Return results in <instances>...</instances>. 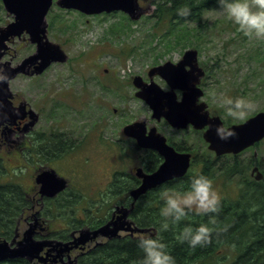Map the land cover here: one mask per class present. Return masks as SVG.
Masks as SVG:
<instances>
[{
	"label": "rangeland",
	"instance_id": "374dc122",
	"mask_svg": "<svg viewBox=\"0 0 264 264\" xmlns=\"http://www.w3.org/2000/svg\"><path fill=\"white\" fill-rule=\"evenodd\" d=\"M159 1L144 0L142 6L146 14L136 21L122 12L88 16L55 6L49 17L52 23L48 37L51 42L61 46L68 59L52 64L39 79L24 77L16 82V90L21 89L27 101L44 108L46 125L48 122H52L53 126L61 125L71 113L75 121L67 119L63 130L76 137L78 107L74 105L79 102H83L88 115L84 110L83 134L87 130L95 134L97 124H102L100 140L95 137L91 141L94 147L99 144L103 153L90 147L93 153L89 151L88 156L93 162L85 176L89 174L90 179L96 180L90 182L88 196L95 199L90 203L92 210L100 208L103 218L117 202V197L112 199L107 196L112 173L130 172L131 167L138 166L145 157L144 151L135 148L134 140L124 135L123 129L127 125L144 121L148 128L156 127L170 144L183 145L193 154L196 153L191 167L192 175L201 173V162L205 159L215 161L214 154L203 140V131L191 128L177 130L165 120L158 122L152 119L153 111L135 96L137 88L133 81L136 76L149 82L148 72L151 68L166 62L177 63L186 51L195 49L198 51L199 65L206 71L202 101L208 104L213 113L218 114L222 110L224 122L233 125L264 112V39L244 36L218 8L207 10L199 20L181 24L170 32V27L160 23L157 25L152 18L154 4ZM7 13L0 0V26L12 21L13 16ZM23 44L20 56L27 57L36 52V47L30 41ZM154 82L163 90H169L160 76H155ZM177 94L181 96L180 91ZM241 96L250 100L252 107L243 117H233L226 110L228 106L220 101L224 97L235 99ZM50 109L51 116L55 118L49 117ZM81 133L76 134L83 136ZM257 151L261 172L264 173V141ZM253 153L251 149L235 160L222 158L212 167L213 187L221 199L235 200L246 184L255 181L251 175ZM226 168L228 172L232 168L236 172L232 171L231 176L224 175ZM124 196L125 192L119 201ZM14 224L11 223V226ZM8 231L11 235L7 238L11 242L15 234L11 228ZM25 234L15 247L24 241ZM32 239L37 242L34 235Z\"/></svg>",
	"mask_w": 264,
	"mask_h": 264
},
{
	"label": "flooded vegetation",
	"instance_id": "af4514ba",
	"mask_svg": "<svg viewBox=\"0 0 264 264\" xmlns=\"http://www.w3.org/2000/svg\"><path fill=\"white\" fill-rule=\"evenodd\" d=\"M2 3L4 4L3 0ZM4 7L7 14L10 15L5 4ZM53 8L54 6L49 9L47 14L49 22ZM11 16H13L11 22L0 26V34L10 23L15 21L14 15L11 14ZM51 23L52 20L48 25L50 26ZM48 32L49 29L47 37ZM23 43H29V36L26 32L16 37H10L7 50L3 51L0 48V196L5 200L13 197L18 205L17 211L15 210L14 213L15 224L10 227L15 234L16 241L14 243L21 241L24 233L31 231L35 240L42 245V250L33 261L23 260L29 264H81L83 258L105 243L139 237L136 233L132 235L128 232V228L135 222L138 201L146 194L135 203L134 209L128 212L124 219L126 224L116 236L109 239L99 236L94 239L93 234L89 233L90 239L85 243H79L78 240L86 231H95L112 220L116 221L119 216L123 215L121 212L123 208H131L133 204L131 192L142 184L141 178L137 175L138 169L141 168L144 173L150 174L151 172L146 171V167L159 154L149 148L140 147L134 139L135 148L144 151L145 157L139 161L138 166L131 167L130 172L121 174L119 171H115L110 176L107 196H111L112 199L117 197V202L113 205L115 210L112 207L113 209L111 208L106 218L100 215V208L92 210L90 203L95 199L88 196V192L91 186L90 182L96 180L90 179L89 174L86 177L85 174L93 162L92 158L88 156L89 151L93 153V150H90V147H94L91 138H99L102 124H97L95 134L89 133L88 130L83 134L84 110L87 115V108L82 104L83 102L74 105L78 107L76 108L78 117L76 137H73V133L63 130V124H66L67 119L71 122L75 121L71 113H68L69 115L61 125L53 126L52 122H48V125L45 124L44 108L27 101L23 97L22 90H16L15 86L16 82L24 77L41 78L51 66L39 73L37 71L39 60H36L28 61L26 63L28 68L24 71L19 69V66L28 57L19 55L24 49ZM204 80L205 77L202 81ZM5 82H7L6 86L3 85ZM207 109L212 117L218 116L224 121L222 110L215 114L208 104ZM49 117L55 118V116H51V109ZM76 133H81L83 136H78ZM172 146L178 153H189L192 165L194 164L196 153L193 154L183 145L172 144ZM95 148L103 153V150L99 149L101 148L99 144L93 149ZM253 148L254 155L251 158V165L253 168L258 167L261 171L258 151L255 150V147ZM214 156L215 161L205 159L201 162L202 164L205 161L210 163V172L212 167L217 165L218 160L222 158L235 160L240 155L217 156L214 154ZM102 157L103 155L100 159ZM161 159L159 166L164 162V159ZM224 172L227 173L228 168ZM47 177H53L55 180L52 182V189H44ZM124 192V198L119 201ZM101 218L104 219L102 222L93 223ZM20 236L21 238L18 239ZM66 244L69 245L65 246Z\"/></svg>",
	"mask_w": 264,
	"mask_h": 264
},
{
	"label": "water",
	"instance_id": "95a60500",
	"mask_svg": "<svg viewBox=\"0 0 264 264\" xmlns=\"http://www.w3.org/2000/svg\"><path fill=\"white\" fill-rule=\"evenodd\" d=\"M3 1L8 11L15 14L17 21L6 29L8 31L11 30V32L0 39V48H2L3 39L8 35L20 34L27 30L32 36V42H37L38 49L37 53L31 56L22 68L25 67L28 61H36L38 59H42V62L37 67L38 71H42L52 62L66 61L67 55L59 45L43 42L41 37V34L45 33L44 19L52 5V0ZM58 5L66 9L79 10L87 15L124 11L133 20H138L145 13L140 7L139 0H58ZM197 56V51L189 50L178 64L167 62L150 71L151 79L152 76L157 74L167 81L171 87L168 92L163 91L153 81L148 85L140 77H136L134 83L141 89L136 95L145 100L153 110L152 118L158 121L161 118H165L172 127L177 129H185L188 125H193L196 129H203L209 126V129L204 133V139L209 144V149L218 156L241 153L264 139V112H260L242 124L229 127L228 129L235 131V135L222 139L217 134V126L223 125L222 121L218 117L211 118L206 110V104L198 103L203 93L197 85L200 84L204 72L198 65ZM186 67H189L190 70H186ZM3 85L6 86L7 82L3 83ZM175 90L182 91L181 101L178 100ZM124 133L129 137L135 138L140 147L154 150L164 158V162L154 173L146 174L141 168L138 169L137 175L142 179V184L131 192L134 201H137L149 190L174 178L183 177L187 173L191 156L177 153L173 147L167 144L166 138L157 133L156 128H152L147 134L146 123L136 122L125 127ZM255 173H257V180L263 178L257 167L253 170V174ZM53 181H55L53 177H47L44 182L46 183L44 189H52ZM121 212L123 215L119 216L116 221L112 220L94 231L92 233L93 238L99 235L109 238L116 236L126 224L124 219L129 210L123 208ZM128 229L132 232L138 231L141 233L149 231L148 229L132 228L131 225H129ZM89 233L90 231H86L82 239H78L79 243H85L90 239ZM32 235L31 231L26 232L24 241L18 243L19 247L14 248L7 241L0 240V262L18 258H27L30 261L35 259L42 250V245L35 242L32 239ZM84 239L86 240L83 241Z\"/></svg>",
	"mask_w": 264,
	"mask_h": 264
},
{
	"label": "trees",
	"instance_id": "16d2710c",
	"mask_svg": "<svg viewBox=\"0 0 264 264\" xmlns=\"http://www.w3.org/2000/svg\"><path fill=\"white\" fill-rule=\"evenodd\" d=\"M152 18L156 24L170 27V32L179 25L199 20L202 14L210 9L218 8L216 0H160L155 4ZM188 7V16H180L177 9ZM162 159L157 155L146 167L147 172H154ZM201 173L209 178L210 163L205 161ZM233 169V170H232ZM224 175H233L232 168ZM225 171V170H223ZM191 171L183 178L173 180L150 191L138 204L135 210V221L141 228H152L154 237H159L167 244V250L175 259V264H264V181H253L246 184L243 192L235 200L223 199L215 213L198 214L195 211L179 223L168 219L165 229L164 217L159 210L163 204L159 190L161 187H187ZM263 186V188H261ZM10 199V200H9ZM8 200L0 196V237L8 239L11 223H14L17 203L13 197ZM210 217L215 218L213 224ZM208 223L213 228L210 240L202 245L190 246L187 241L177 239V234L184 224ZM149 235V234H147ZM153 236V235H152ZM137 239L113 240L90 252L82 259L81 264H138L142 251L137 247ZM0 264H29L22 259H14Z\"/></svg>",
	"mask_w": 264,
	"mask_h": 264
},
{
	"label": "clouds",
	"instance_id": "9594fccd",
	"mask_svg": "<svg viewBox=\"0 0 264 264\" xmlns=\"http://www.w3.org/2000/svg\"><path fill=\"white\" fill-rule=\"evenodd\" d=\"M218 11L226 15L237 29L246 37L264 39V0H216ZM188 7L177 9L180 16L190 14ZM222 104L227 105V112L233 117H243L252 102L244 97H224ZM217 134L226 139L235 135L234 130L217 126ZM187 187L167 186L159 190L163 204L159 210L160 216L166 218L163 227H168V219L179 223L195 211L198 214L215 213L220 204V195L213 187V181L207 175L200 173L188 178ZM212 223L215 218L210 217ZM213 228L208 223L184 224L177 234V239L187 241L195 247L210 240ZM137 247L142 251L138 264H175V259L167 250V244L158 236L141 235L137 239Z\"/></svg>",
	"mask_w": 264,
	"mask_h": 264
}]
</instances>
